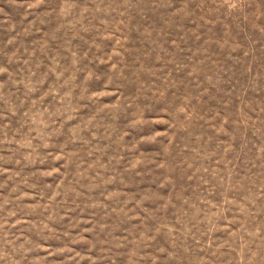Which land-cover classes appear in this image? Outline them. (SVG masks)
Instances as JSON below:
<instances>
[{
  "label": "rangeland",
  "instance_id": "1",
  "mask_svg": "<svg viewBox=\"0 0 264 264\" xmlns=\"http://www.w3.org/2000/svg\"><path fill=\"white\" fill-rule=\"evenodd\" d=\"M0 264H264V0H0Z\"/></svg>",
  "mask_w": 264,
  "mask_h": 264
}]
</instances>
